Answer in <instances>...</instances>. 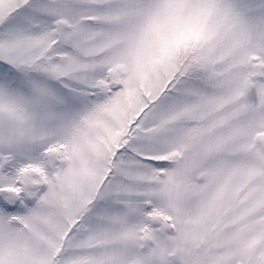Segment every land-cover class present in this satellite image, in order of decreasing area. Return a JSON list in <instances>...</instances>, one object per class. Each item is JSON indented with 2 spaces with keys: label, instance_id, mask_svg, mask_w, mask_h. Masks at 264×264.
I'll return each instance as SVG.
<instances>
[{
  "label": "snow or ice",
  "instance_id": "snow-or-ice-1",
  "mask_svg": "<svg viewBox=\"0 0 264 264\" xmlns=\"http://www.w3.org/2000/svg\"><path fill=\"white\" fill-rule=\"evenodd\" d=\"M0 264H264V0H0Z\"/></svg>",
  "mask_w": 264,
  "mask_h": 264
}]
</instances>
